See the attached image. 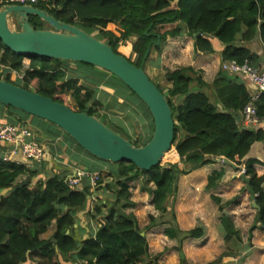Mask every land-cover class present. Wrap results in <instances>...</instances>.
<instances>
[{
    "label": "trees",
    "instance_id": "16d2710c",
    "mask_svg": "<svg viewBox=\"0 0 264 264\" xmlns=\"http://www.w3.org/2000/svg\"><path fill=\"white\" fill-rule=\"evenodd\" d=\"M33 6L88 34L96 32L94 36L117 53L116 45L124 44L128 53L120 54L143 70L154 52L159 58L168 39L183 35L193 38L195 53H213V41L217 40L221 45V63L248 62L254 67L260 58L264 60V0H40ZM28 20L35 29H42L37 16H29ZM14 26L19 28L15 22ZM255 40L261 44L263 57L248 47ZM69 62L17 54L5 48L0 39L3 72L13 71L21 76L11 81L0 73V79L60 103L64 94H70L74 102L71 108L88 115L100 111L109 115L133 107L140 113L141 121L146 122L147 136L143 141L133 140L121 120L116 124L110 122L109 127L135 146L147 143L153 132V120L145 104L108 71L82 62H72L75 66L69 67ZM164 76L167 89L153 82L170 106L174 121L172 147L176 151H168L164 157L174 159L178 155L179 159L168 164L160 161L146 171L126 161L111 163L97 159L53 123L0 103V121L18 123L30 118L28 122L36 128L42 143L63 138L75 144L82 157L70 150L67 154L81 168L102 172V164H107L105 176L112 178V183L105 187L113 194V200L93 203L87 211L92 221H102L94 236L78 237L73 225L77 212L89 209L93 193L89 184L85 182L82 189H74L66 183L64 174L44 173L38 165L27 168L0 157V264H159L163 252L150 254L146 237L158 226H163L164 236L176 241L172 250L178 255V264H188L183 242L204 237L205 230L201 225L181 229L168 203L177 191L180 176L211 164L220 156L233 162L236 168L243 167L256 206L245 247L232 219L225 214L219 216L226 251L207 264H244L252 246L253 231H264V173L259 175L255 169V165L264 164L257 158L245 159L255 142L264 143V123L251 129L239 127L238 113L250 93L238 80L239 76L228 74L221 67L210 83L190 66L167 69ZM105 89H111L112 93ZM203 89L215 95L216 105ZM256 104L257 114L264 121V95ZM223 176V169L214 170L208 175L205 188H215ZM25 177L29 179L27 185L12 190ZM135 180L140 181L142 192L152 196L151 205L158 213H149L143 227L138 225L132 211L136 203L131 200L130 184ZM210 198L222 212L221 199L215 195ZM225 257L235 261L225 263Z\"/></svg>",
    "mask_w": 264,
    "mask_h": 264
},
{
    "label": "water",
    "instance_id": "95a60500",
    "mask_svg": "<svg viewBox=\"0 0 264 264\" xmlns=\"http://www.w3.org/2000/svg\"><path fill=\"white\" fill-rule=\"evenodd\" d=\"M29 16H37L50 29H35L29 23ZM12 21L18 25V29L10 26L9 22ZM0 39L5 48L17 54L82 62L108 71L145 104L153 120V132L147 143L135 146L95 115L75 111L50 97L4 79H0L1 104L53 123L83 150L103 161H126L146 171L162 161L172 148L174 121L166 97L141 67L115 52L106 42L31 5L0 8ZM224 161L236 168L230 160L224 158ZM239 177L255 207V194L249 178L242 170ZM28 182L29 179L25 177L12 190L26 186Z\"/></svg>",
    "mask_w": 264,
    "mask_h": 264
},
{
    "label": "crops",
    "instance_id": "0c3cea01",
    "mask_svg": "<svg viewBox=\"0 0 264 264\" xmlns=\"http://www.w3.org/2000/svg\"><path fill=\"white\" fill-rule=\"evenodd\" d=\"M213 43H214L213 53H195L193 50V38L192 37L188 35H183L177 38H172L168 40V43H167L168 47L166 48V53L164 54L166 56L164 57L160 55V58H157L155 63H158L160 61L159 62L160 65L158 64V66H160V69L162 71L164 69V73L167 70L166 68H168L169 70H173L175 68L182 67V66H190L195 71L200 73L202 80H204L207 83H210L215 78L217 73L220 71V67H221V57H220L221 45L219 44L217 40H214ZM248 47L251 49L253 53L257 54L260 57H263L262 48L260 45H258L257 40L249 43ZM125 48L126 50L128 49L127 46H125ZM163 50L165 52V46ZM164 52L162 51V53ZM163 57L165 58V60H163ZM262 59L263 58H260V61ZM150 63H154L152 58H150L147 64H150ZM144 71L148 75V72L146 71V69ZM155 72L156 70L153 71V74ZM207 72L209 73V76H208L210 77L209 79L206 78ZM149 78L151 79V77ZM238 80L247 87L249 92L254 91L253 86L248 82L246 78H242L239 76ZM168 86L169 85L165 81V84L163 87L167 89ZM29 119L28 121L31 120ZM261 123H264V122H261ZM259 125L261 124L259 123L258 126ZM30 126L33 129L35 128L31 124ZM59 144H63L62 145L63 149L61 151L59 150L61 148ZM43 146L45 148L46 155H45L44 161L39 166L43 169L44 173L56 172V173H61L65 175V174H68L70 171L73 172L74 169L77 166H79V165H76V162L72 160L67 153L70 150L72 154L79 156V157H82V153L78 151L76 147H74L75 145L73 146V144L70 143L69 141H65V139L63 138H57V140H55L54 142L43 143ZM9 148H10V145L0 143V157L3 155H7ZM263 153H264V143L255 142L251 146V149L248 155L245 157V159L257 158L264 164ZM62 154H64L63 157H61ZM15 157L17 159H22L20 152H18ZM177 159H179L178 155H177ZM220 169L224 170V176L222 177L219 184L215 188L207 190L205 188V185L207 183L208 175L212 173L214 170H220ZM255 169L259 175L264 173V165L263 166L255 165ZM234 170L236 171L237 169H234L227 163L225 164L220 163L219 161H217V158H215L213 163L204 165L190 172L189 174L180 176L178 180V184H177V191L172 196V199L175 200V205H173V209L176 214L177 222L181 229L182 228L186 229L185 227H182V226H184V224L188 223L189 220H191L194 217L195 208H198L197 209L198 213L202 210L201 208H199L200 206H199L197 199L199 197V194H201V192L203 193L204 191H205L206 198L203 200V202L205 203L203 206H206V207H204L205 211L203 213L206 214V216L203 218V220L209 217L210 215L212 214L215 215L217 213L218 205L210 198V195H215L221 199V203L224 205V209L222 212L218 210L220 212V214L218 215L220 216L221 214H225L229 216L236 226L237 222L235 221V210L236 209L238 210L241 207L240 205L243 203L244 199H243V195H241L240 200L236 198L234 199L232 198L238 193V189L241 187L240 185L242 184V180L236 177V174H234L233 172ZM201 188L203 190H200ZM94 192H96V189L94 190ZM184 202H186V205H184ZM87 206L89 207V209L87 208L84 211L77 212L76 222L73 225V227L76 229L75 230L76 236L82 237V238H85L91 235L93 232V228L95 229L96 223H97L95 220L92 221V219H90L89 215L87 214V211L90 210V204H88ZM185 206L188 210L186 212H183L182 209H184ZM148 207H151L153 209L152 205H149ZM151 208H148L150 209L149 213H152ZM132 211L136 215L138 225H139L141 223L140 213H143V212H139L140 210L136 211L135 208H133ZM145 212L146 210H144V213ZM217 222L219 223V220L216 219V224H212V226L214 227V230L216 231L218 230L219 232V224L216 227ZM145 223L146 222H144L143 225H145ZM208 223L209 222H207L206 220L202 222L201 226L204 227V230H207L206 226L208 225ZM193 227L191 226V228ZM151 230L147 233L148 235L146 234L148 243L150 242L149 237H154L153 233H151L152 232ZM253 237L257 238L255 239L256 243H259V242L264 243L263 241L264 231L259 230V229L254 230ZM186 243L187 242L184 243V246L182 249L184 254L187 251ZM185 256H186L187 263L192 264L191 263L192 261L190 260L188 255L185 254Z\"/></svg>",
    "mask_w": 264,
    "mask_h": 264
},
{
    "label": "rangeland",
    "instance_id": "374dc122",
    "mask_svg": "<svg viewBox=\"0 0 264 264\" xmlns=\"http://www.w3.org/2000/svg\"><path fill=\"white\" fill-rule=\"evenodd\" d=\"M11 27H14V21L9 23ZM42 29H50V26L48 24H46L45 22L42 21ZM112 29V28H110ZM96 32H94L92 35L94 36ZM170 40V39H168ZM168 43V41H167ZM167 43L165 44V52L163 50L164 53L161 54V56H166L164 55L166 53V48L168 47ZM258 45L261 46L259 40H257ZM167 45V46H166ZM116 49L119 51V53H123V54H127L128 51L125 48L124 44H117L116 45ZM163 57V60H165V58ZM152 60L154 63H150L147 64L145 66L146 71L148 72V77H151V79L157 84L159 85L163 90H165V88L163 87L165 84V76H164V69L163 71L160 69V66H158V63H155V61L157 60V55L154 52L152 54ZM160 58V56H159ZM24 64L27 65L28 64V60L25 59L24 60ZM152 65V66H151ZM160 65V64H159ZM69 67H74L75 65L72 62L68 63ZM170 66V65H168ZM152 67V68H151ZM157 68V69H155ZM144 69V70H145ZM168 69V68H166ZM102 70V69H101ZM156 72L153 74V71ZM23 71V70H22ZM22 74V73H20ZM6 76H8V78L10 79V77H13L12 75H10L8 72H5V74L3 75V78H6ZM206 78L209 79V73L207 72L206 74ZM2 77V76H1ZM107 90V92L112 93L111 89H105ZM203 91L206 92V94L208 95L210 101L212 103H214L215 105L217 104V100L216 97L213 93H211V91H208L207 89ZM63 98V104L72 107L74 102L72 100V97L70 96V94H64L62 96ZM120 102H122V100L120 99ZM140 113L135 111V109H133V107H127L124 108L123 110H117L114 113H109V115H106L103 111H100L98 114H96L95 116L100 119L102 122H104L107 126H110V122L113 124H116L117 122H119V120L122 121V125L126 128V130L128 131V135L130 137H132L133 140L138 139L140 142L144 140V137L147 136L146 130H145V123L146 122H142L141 119L139 118ZM125 116H129V117H125ZM75 144H73L74 146ZM75 147V146H74ZM63 149V147L61 146V148L59 149L60 151ZM77 149V148H76ZM174 151V147H172L169 151ZM64 153V152H63ZM64 154H62L61 157H63ZM263 158H264V153H263ZM177 157L174 159H169V158H163L162 162L163 164H168L169 162H177ZM234 168V167H233ZM237 169L236 171L234 170V174H236V177L240 179L239 174L241 172V170H243L242 168H234ZM102 172H100L101 175V181L97 182V186L96 188H94V190L96 189V192H93L92 197L94 198V200L92 198H90V203H100L103 201H111L113 200V194L111 191L106 189V185L107 184H111L112 181L110 177L105 176L107 170H108V165L107 164H102ZM241 180V179H240ZM140 186V181L139 180H135L130 184V190L132 192V197L131 200L134 201L135 203L137 202L136 206H135V210L139 212H143L140 213L141 214V223L139 224L140 227H143L144 222H148L147 220V215L150 212L148 208L149 205H151V198L152 196L146 192H142L139 188ZM241 187L238 189V193L233 196L232 198H236V199H241V195H243V203L240 205L241 207L237 210H235V221L237 229L240 232V237L241 239L239 240L242 243V247L246 246V240H247V234H248V229L252 224L253 221V217L255 214V209L252 206V203L250 201V197H249V193L248 191L245 189H243V187H245V184L242 181V184L240 185ZM200 190H203L202 188ZM3 193H5V191H3ZM95 193V194H94ZM206 198L205 196V191L201 194H199V197L197 199L198 203H199V208H201L200 212H197L198 208H195V214L194 217L189 220L188 223L184 224V226L186 229L191 228V226H197V225H202V222H204V220H206L208 223V225L206 226L207 230H205V236L200 238V239H192V240H187L185 242L186 243V252L185 254L188 255V257L190 258V260L192 261V264H207L210 261L215 260L217 257H219V255L225 250L226 251V245L224 244L223 240H222V235H221V231L218 232V230H214V227L212 226V224H216V219L219 220V215L220 212L217 210V213L215 215H210L209 217H207L206 219L203 220V218L206 216V214H204L203 212L204 207L203 206L205 203L203 202V200ZM173 200V201H172ZM169 206L173 207V205H175V200L172 199V197L170 198L169 201ZM184 205H186V202H184ZM181 207V206H180ZM228 207V206H227ZM231 209V208H229ZM144 210H146V212L144 213ZM152 213L154 214H158L156 211H154L152 208ZM188 209L186 208V206L184 207V209H182L183 212H186ZM228 211V210H227ZM219 212V213H218ZM145 223V224H146ZM218 222L216 227L218 226ZM163 226H158V227H154L151 231V233H153L154 237H149L150 238V242L149 244V251L150 254H156L159 252H163L162 255H160L159 259H158V263L159 264H178L177 262L179 261L178 259V255L175 251L172 250V247L175 246L176 241L175 240H170L167 237L164 236L163 234ZM183 230H186L184 228H182ZM157 231V232H156ZM148 235V234H147ZM257 238H252V246L249 248V254L248 256L245 258L244 260V264H264V243L259 242L256 243ZM262 241V240H261ZM264 241V240H263ZM183 242V246L184 243ZM182 246V249H183ZM246 250V249H245ZM244 250V251H245ZM173 251V252H172ZM184 254V256H185ZM186 258V256H185ZM235 259L231 258V257H225L223 258V262L227 263V262H234Z\"/></svg>",
    "mask_w": 264,
    "mask_h": 264
},
{
    "label": "built area",
    "instance_id": "2783aa9c",
    "mask_svg": "<svg viewBox=\"0 0 264 264\" xmlns=\"http://www.w3.org/2000/svg\"><path fill=\"white\" fill-rule=\"evenodd\" d=\"M38 1L40 0H1L0 8L10 5L33 6ZM3 68L4 66L0 65L2 77L5 74ZM221 69L228 74L246 78L253 86L254 91L249 92L250 98L248 102L238 113V124L242 129L256 128L259 123L264 122L257 114L256 104L259 97L264 95V60H261L254 67L248 62L239 65L235 61H225L221 63ZM9 74L13 76L9 79L11 81H15L17 78L21 77L18 73L13 71L9 72ZM0 143L10 145L7 155L1 156L2 160L5 162L24 164L27 168H34L36 165H41L45 159L46 151L43 143L28 121L18 123L0 121ZM18 152H20L22 159H17L15 157ZM217 161L225 164L224 157L222 156L217 157ZM242 171H244V169ZM101 175L99 171L90 172L77 166L73 172L70 171L68 174L64 175V180L70 187L78 190L82 189L83 184L87 182L91 191L94 192V188H96ZM91 198L94 200L92 196ZM92 204L90 203V209L92 208ZM101 222L102 221H97L95 229L93 228L92 236H94L97 229L101 226Z\"/></svg>",
    "mask_w": 264,
    "mask_h": 264
},
{
    "label": "bare ground",
    "instance_id": "6f19581e",
    "mask_svg": "<svg viewBox=\"0 0 264 264\" xmlns=\"http://www.w3.org/2000/svg\"><path fill=\"white\" fill-rule=\"evenodd\" d=\"M10 23V22H9Z\"/></svg>",
    "mask_w": 264,
    "mask_h": 264
}]
</instances>
